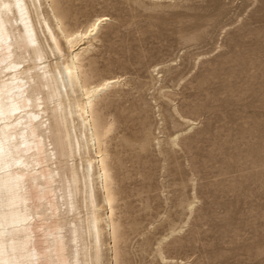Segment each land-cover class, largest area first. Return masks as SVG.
Returning a JSON list of instances; mask_svg holds the SVG:
<instances>
[{
    "label": "rangeland",
    "instance_id": "374dc122",
    "mask_svg": "<svg viewBox=\"0 0 264 264\" xmlns=\"http://www.w3.org/2000/svg\"><path fill=\"white\" fill-rule=\"evenodd\" d=\"M71 6L110 17L91 56L122 81L100 103L120 264H264V0Z\"/></svg>",
    "mask_w": 264,
    "mask_h": 264
},
{
    "label": "bare ground",
    "instance_id": "6f19581e",
    "mask_svg": "<svg viewBox=\"0 0 264 264\" xmlns=\"http://www.w3.org/2000/svg\"><path fill=\"white\" fill-rule=\"evenodd\" d=\"M72 1L0 0V264H120L117 121L100 103L122 81L91 56L110 17L72 26Z\"/></svg>",
    "mask_w": 264,
    "mask_h": 264
},
{
    "label": "snow or ice",
    "instance_id": "6c2138e0",
    "mask_svg": "<svg viewBox=\"0 0 264 264\" xmlns=\"http://www.w3.org/2000/svg\"><path fill=\"white\" fill-rule=\"evenodd\" d=\"M89 32H91V29H89ZM71 40H72V37H69V44H71ZM94 77H95V73L94 72L86 71L84 73L85 81H88L89 79H93ZM85 91H87V89H85ZM93 92L99 93L100 92V89H93ZM110 129H111V125L108 126V130H110ZM105 134H107V130H106ZM173 139H175V138H173ZM55 264H70V262L69 261H63V262L56 261Z\"/></svg>",
    "mask_w": 264,
    "mask_h": 264
}]
</instances>
